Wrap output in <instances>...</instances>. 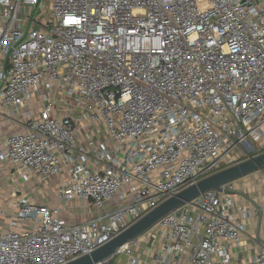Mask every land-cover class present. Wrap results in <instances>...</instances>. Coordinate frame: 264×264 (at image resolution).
<instances>
[{
    "label": "built area",
    "instance_id": "obj_1",
    "mask_svg": "<svg viewBox=\"0 0 264 264\" xmlns=\"http://www.w3.org/2000/svg\"><path fill=\"white\" fill-rule=\"evenodd\" d=\"M1 132L14 189L0 264L90 253L238 153L264 150V0H0ZM53 179L50 206L40 199ZM224 188L108 264H264V238L243 254L257 209ZM76 208L93 215L72 220Z\"/></svg>",
    "mask_w": 264,
    "mask_h": 264
},
{
    "label": "water",
    "instance_id": "obj_2",
    "mask_svg": "<svg viewBox=\"0 0 264 264\" xmlns=\"http://www.w3.org/2000/svg\"><path fill=\"white\" fill-rule=\"evenodd\" d=\"M263 170L264 150L187 186L145 213L104 245L65 264H108L120 248L139 239L170 213H180L181 208L191 200L207 192H227L224 186Z\"/></svg>",
    "mask_w": 264,
    "mask_h": 264
},
{
    "label": "crops",
    "instance_id": "obj_3",
    "mask_svg": "<svg viewBox=\"0 0 264 264\" xmlns=\"http://www.w3.org/2000/svg\"><path fill=\"white\" fill-rule=\"evenodd\" d=\"M4 134L5 132L0 133V147ZM0 169L2 171V174H0V207H2L8 199L9 194L13 191L14 185L12 183L8 184V181L11 182L9 167L6 164H1ZM56 182L57 180L53 179L50 186L47 187L45 195L40 199L43 204L55 206L57 203ZM232 185L235 189V200L238 206L257 209V215L246 221V233L243 236L245 245L243 254L244 257H249L260 250L255 241L264 238V171L248 175L233 182ZM26 188L29 187L27 186ZM92 215L91 210L84 211L76 208L71 218L72 220L83 221L92 217Z\"/></svg>",
    "mask_w": 264,
    "mask_h": 264
},
{
    "label": "rangeland",
    "instance_id": "obj_4",
    "mask_svg": "<svg viewBox=\"0 0 264 264\" xmlns=\"http://www.w3.org/2000/svg\"><path fill=\"white\" fill-rule=\"evenodd\" d=\"M46 2H48V1H46ZM258 152L257 151H254V152H252V153H250V154H247V156L249 157V156H251V155H254V154H257ZM244 159V157H243V154L242 153H238L237 155H236V160L237 161H239V160H243ZM264 171V170H263ZM0 174H2V171H1V169H0ZM261 174V173H260ZM11 182H9L8 181V184H10Z\"/></svg>",
    "mask_w": 264,
    "mask_h": 264
}]
</instances>
